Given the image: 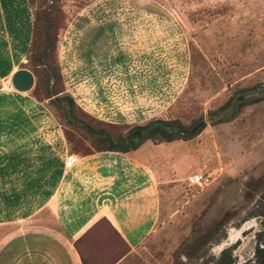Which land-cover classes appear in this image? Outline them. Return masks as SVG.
Here are the masks:
<instances>
[{
    "label": "rangeland",
    "instance_id": "1",
    "mask_svg": "<svg viewBox=\"0 0 264 264\" xmlns=\"http://www.w3.org/2000/svg\"><path fill=\"white\" fill-rule=\"evenodd\" d=\"M34 6L0 0V122L29 130L33 171L42 157L50 171L64 134L77 155L90 147L59 123L31 72ZM58 6L53 59L64 91L92 124L107 123L115 135L155 117L205 121L192 139L159 142L144 156L163 181L158 220L120 264H213L224 248L232 264L252 262L254 244L264 239V99L216 125L208 124L207 111L231 95L264 97V0H58ZM18 68L33 75L24 92L9 83ZM190 173L208 174L207 183L186 185ZM85 245L96 260L123 250L105 224Z\"/></svg>",
    "mask_w": 264,
    "mask_h": 264
},
{
    "label": "crops",
    "instance_id": "2",
    "mask_svg": "<svg viewBox=\"0 0 264 264\" xmlns=\"http://www.w3.org/2000/svg\"><path fill=\"white\" fill-rule=\"evenodd\" d=\"M30 144L29 130L0 122V264H82L73 242L100 218L128 253L152 233L163 181L144 156L157 143L85 155L62 145L50 171L46 157L33 171Z\"/></svg>",
    "mask_w": 264,
    "mask_h": 264
},
{
    "label": "trees",
    "instance_id": "3",
    "mask_svg": "<svg viewBox=\"0 0 264 264\" xmlns=\"http://www.w3.org/2000/svg\"><path fill=\"white\" fill-rule=\"evenodd\" d=\"M34 2L28 63L36 78V84L42 93V98L48 99L49 104L58 109L59 123L64 127H70L78 131L89 142V150L82 152L80 155L93 151L126 153L136 149L146 140L153 143H167L175 140L186 141L200 133L205 126L202 115L196 116L186 124L181 123L178 119L150 118L144 123L131 125L122 133L115 135L107 128V123L92 124V118L85 114L76 105L73 98L64 91L57 65L53 59L57 41L55 30L61 15L58 0H34ZM234 98L237 100L232 106L231 102ZM262 99H264L262 96L243 99L242 96L234 97L231 95L224 103L207 111L208 124L216 125L228 122L237 116L241 107ZM64 137L66 152L76 154L77 149L71 146L70 138L67 134H64ZM101 224H105L110 234L121 242L123 250H114L111 255L105 258L98 257V260H96L85 242L92 236H97ZM73 245L82 264H114L128 251L127 245L104 218H100L87 228L81 236L74 240ZM213 264H232L228 248L220 251ZM253 264H264V241L262 247L255 248Z\"/></svg>",
    "mask_w": 264,
    "mask_h": 264
},
{
    "label": "water",
    "instance_id": "4",
    "mask_svg": "<svg viewBox=\"0 0 264 264\" xmlns=\"http://www.w3.org/2000/svg\"><path fill=\"white\" fill-rule=\"evenodd\" d=\"M10 86L18 91V92H24L31 88L33 84V75L32 73L25 68H18L14 70L9 78ZM257 95V92H249L242 96L243 99L249 98L251 96ZM252 250V248H251Z\"/></svg>",
    "mask_w": 264,
    "mask_h": 264
},
{
    "label": "built area",
    "instance_id": "5",
    "mask_svg": "<svg viewBox=\"0 0 264 264\" xmlns=\"http://www.w3.org/2000/svg\"><path fill=\"white\" fill-rule=\"evenodd\" d=\"M209 175H203L202 173H190L184 177V182L188 186H202L208 181Z\"/></svg>",
    "mask_w": 264,
    "mask_h": 264
},
{
    "label": "flooded vegetation",
    "instance_id": "6",
    "mask_svg": "<svg viewBox=\"0 0 264 264\" xmlns=\"http://www.w3.org/2000/svg\"><path fill=\"white\" fill-rule=\"evenodd\" d=\"M263 241H264V239L263 240H259V242L258 243H256V244H254V246H253V261L252 262H249V261H245V262H242L243 264H253L254 263V254H255V248L256 247H262V245H263ZM261 244V245H260ZM242 263H240V264H242Z\"/></svg>",
    "mask_w": 264,
    "mask_h": 264
},
{
    "label": "bare ground",
    "instance_id": "7",
    "mask_svg": "<svg viewBox=\"0 0 264 264\" xmlns=\"http://www.w3.org/2000/svg\"><path fill=\"white\" fill-rule=\"evenodd\" d=\"M244 247L246 248V251L250 252L251 251V243H250V241H246L244 243Z\"/></svg>",
    "mask_w": 264,
    "mask_h": 264
}]
</instances>
